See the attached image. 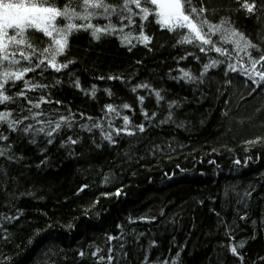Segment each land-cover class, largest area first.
Listing matches in <instances>:
<instances>
[{"label": "trees", "instance_id": "1", "mask_svg": "<svg viewBox=\"0 0 264 264\" xmlns=\"http://www.w3.org/2000/svg\"><path fill=\"white\" fill-rule=\"evenodd\" d=\"M5 1L0 264H264V0Z\"/></svg>", "mask_w": 264, "mask_h": 264}, {"label": "rangeland", "instance_id": "2", "mask_svg": "<svg viewBox=\"0 0 264 264\" xmlns=\"http://www.w3.org/2000/svg\"><path fill=\"white\" fill-rule=\"evenodd\" d=\"M5 3V4H2ZM44 15L29 8H18L5 0H0V30L7 25L23 24L25 22L37 23L43 20ZM174 16L162 15L159 21L162 27L173 28L174 25H182Z\"/></svg>", "mask_w": 264, "mask_h": 264}, {"label": "water", "instance_id": "3", "mask_svg": "<svg viewBox=\"0 0 264 264\" xmlns=\"http://www.w3.org/2000/svg\"><path fill=\"white\" fill-rule=\"evenodd\" d=\"M150 3L170 16H180L182 13L180 0H150Z\"/></svg>", "mask_w": 264, "mask_h": 264}, {"label": "bare ground", "instance_id": "4", "mask_svg": "<svg viewBox=\"0 0 264 264\" xmlns=\"http://www.w3.org/2000/svg\"><path fill=\"white\" fill-rule=\"evenodd\" d=\"M45 73H48V72H45ZM52 75V74H51ZM82 93V92H81Z\"/></svg>", "mask_w": 264, "mask_h": 264}]
</instances>
